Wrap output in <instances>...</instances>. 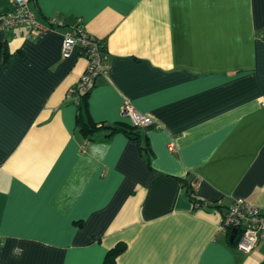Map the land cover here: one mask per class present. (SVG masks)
Here are the masks:
<instances>
[{
    "label": "crops",
    "instance_id": "obj_1",
    "mask_svg": "<svg viewBox=\"0 0 264 264\" xmlns=\"http://www.w3.org/2000/svg\"><path fill=\"white\" fill-rule=\"evenodd\" d=\"M28 2L41 28L0 29V264H104L120 243L116 264H264L222 227L237 199L264 207V0ZM78 25L109 64L91 118L132 125L128 103L154 120L138 139L76 133Z\"/></svg>",
    "mask_w": 264,
    "mask_h": 264
},
{
    "label": "built area",
    "instance_id": "obj_2",
    "mask_svg": "<svg viewBox=\"0 0 264 264\" xmlns=\"http://www.w3.org/2000/svg\"><path fill=\"white\" fill-rule=\"evenodd\" d=\"M10 3L12 7L0 19L1 30L21 26L41 28L28 0H10ZM57 22H59L58 17L50 19L51 24ZM77 48H81L88 58V66L78 85L82 90H88L100 75L107 73L109 68L107 55L101 41L87 32L81 25L64 35L61 50L63 57L73 56ZM122 115L127 117L132 125L141 128L154 122L150 115L128 103L124 105ZM174 148L175 145L172 143L170 149L174 150ZM195 181L197 190L198 179L196 178ZM205 205H207L206 202H204ZM222 227L232 234L233 230L236 229L234 241H236L237 248L246 253L252 252L259 244L264 243V207H258L242 199H237L224 212Z\"/></svg>",
    "mask_w": 264,
    "mask_h": 264
},
{
    "label": "trees",
    "instance_id": "obj_3",
    "mask_svg": "<svg viewBox=\"0 0 264 264\" xmlns=\"http://www.w3.org/2000/svg\"><path fill=\"white\" fill-rule=\"evenodd\" d=\"M83 55L86 53L83 52ZM96 82H93L88 90H82L79 85H76L72 90V95L74 96L77 103V114H76V133L82 138L84 144L86 141H90L93 139V136L104 130L110 129L108 134H114L117 132H124L131 138L138 139L140 128L134 125H130L125 122H119L117 125H110L106 123H98L93 118H91L89 112V97L92 89L94 88ZM79 84V83H78ZM144 149H148V146H145ZM196 181L194 179V183H188L185 179L183 180V184L187 188V192L189 194L190 199L197 204V206H204V200L198 197L196 194ZM208 206L216 207L218 204L212 205L208 204ZM230 206V205H229ZM228 206V207H229ZM227 207V208H228ZM236 244V241L233 242ZM125 249V244L120 243L116 247H113L109 250L104 264H116V259L118 255L123 252Z\"/></svg>",
    "mask_w": 264,
    "mask_h": 264
},
{
    "label": "water",
    "instance_id": "obj_4",
    "mask_svg": "<svg viewBox=\"0 0 264 264\" xmlns=\"http://www.w3.org/2000/svg\"><path fill=\"white\" fill-rule=\"evenodd\" d=\"M235 234H236V229L233 230V234H232V236H231V241H232V242L234 241Z\"/></svg>",
    "mask_w": 264,
    "mask_h": 264
}]
</instances>
